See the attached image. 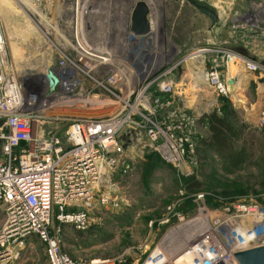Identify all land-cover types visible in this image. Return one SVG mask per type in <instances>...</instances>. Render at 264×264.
<instances>
[{"label":"built area","instance_id":"2783aa9c","mask_svg":"<svg viewBox=\"0 0 264 264\" xmlns=\"http://www.w3.org/2000/svg\"><path fill=\"white\" fill-rule=\"evenodd\" d=\"M138 1L148 8V32L140 35L130 30ZM244 1L247 10L235 18V25L264 37V0ZM76 4V0H58L57 34L51 42L53 85L44 76L33 82L18 77L6 65L0 24V205L4 214L0 264L16 259L23 240L31 237L46 247L42 264H157L161 259L162 264H238L234 253L264 244V235L258 233L260 224L264 226L262 203L240 202L214 216L199 206L195 218L204 220L206 228L170 254L159 248L161 243L143 258L125 250L111 257L83 259L61 249L57 231H51L54 210L58 222L79 231L87 229L91 217L85 207L103 181L116 171H129L127 151L134 137L148 139L161 160L182 177L191 174L196 163L195 144L185 132L191 122L174 103L173 77L185 59H176L159 2L87 0L82 21L76 20ZM89 13L93 20L85 18ZM215 52L225 54L227 66L233 56L232 63L239 62L258 82L262 80L257 126L264 132V57L256 59L235 50ZM210 63L206 82L227 97L228 76L224 78L217 57ZM203 198V193L194 195L196 202ZM241 224L250 228L252 237L237 244L235 230Z\"/></svg>","mask_w":264,"mask_h":264},{"label":"rangeland","instance_id":"374dc122","mask_svg":"<svg viewBox=\"0 0 264 264\" xmlns=\"http://www.w3.org/2000/svg\"><path fill=\"white\" fill-rule=\"evenodd\" d=\"M4 1L9 5L7 11H15L11 7L18 9L19 17L30 21L31 28L22 26L24 33L17 35L16 41L20 53L14 56L10 48V42L15 44L14 39H9L4 30L6 26L0 20L5 36V63L18 76L38 81L55 65V50L51 44L56 30L55 17H50L52 0ZM157 1L163 9L165 33L176 48V59H185L181 73L173 77L176 82L174 103L191 122L185 132L195 144L196 163L191 174L182 177L161 160L148 139L134 137L127 151L129 171H116L103 181L94 191L91 204L85 207L91 217L87 229L79 231L58 222L54 210L51 231H57L61 249L74 258H106L125 250L143 258L177 230L172 228L195 218L201 205L214 216L231 211L240 202L264 204V132L257 126L262 87L239 62L227 66L225 54L215 52L244 48L249 55L264 57V37L248 27L235 25V18L243 15L248 3L196 0L217 13L218 20L211 27L210 20L187 0ZM79 2L76 0L78 7L74 11L82 15L79 9H84L85 1L80 7ZM100 5L101 1L97 6ZM86 17L91 20V13ZM26 28L30 29L29 34ZM200 49L211 51L200 52ZM213 57H217L225 79L227 76L236 79L228 85L227 97L219 95L207 82L198 81L210 68ZM216 118L225 123L224 147L212 139L210 125ZM47 126L42 128L45 133ZM186 181L197 186L188 189ZM196 193L204 194L201 202L195 201ZM177 215H182L183 219ZM3 222L0 205V228ZM240 228L246 241L249 240L250 228L245 225ZM17 253V258L9 264H42L47 258L46 247L37 237L23 240Z\"/></svg>","mask_w":264,"mask_h":264},{"label":"bare ground","instance_id":"6f19581e","mask_svg":"<svg viewBox=\"0 0 264 264\" xmlns=\"http://www.w3.org/2000/svg\"><path fill=\"white\" fill-rule=\"evenodd\" d=\"M87 2V0H80L79 2V7L80 4ZM4 0H0V20L2 22H4L6 29L4 28V30H7L8 32V37L9 39L12 41V39H14V43L10 42V48L12 49V54L15 56L16 54H19V49L17 48V39L20 35V33H24V29L21 30L23 25H26L30 28V21L27 20H23L22 18L19 17L18 12L19 10L13 8L15 11H7V7L9 5L4 4ZM57 6H58V2H57ZM79 9V8H78ZM18 10V11H17ZM82 10L84 11V9H79V11ZM75 13L72 14V16H74ZM83 14V12H82ZM56 15V14H55ZM87 15V14H86ZM87 19V17H85ZM76 20L77 21H82V15L77 11L76 12ZM27 22V23H26ZM69 22L71 23V19L69 18ZM38 26V25H37ZM10 28V30H9ZM29 28H26V33L29 34ZM39 28V26H38ZM41 28V26H40ZM56 29V28H55ZM15 32V33H12ZM22 31V32H21ZM14 34V36H13ZM49 34V33H46ZM57 34V29L55 30V36ZM23 35V34H22ZM12 36V37H11ZM198 52V51H197ZM198 54V53H197ZM193 55V54H192ZM232 60H233V56L228 57V66L232 65ZM231 68V67H230ZM18 76V75H17ZM233 76V75H232ZM20 77V75L18 76ZM243 75L241 76V79H243ZM198 81L203 83L206 82V73H204L203 78L201 76L198 77ZM241 225H245V224H241ZM240 225V226H241ZM248 225V224H247ZM240 226H238L235 230V242L237 244H242L244 242H246V237L242 234V232L240 231ZM261 232L259 234L264 235L263 231H264V226L262 224H260ZM245 227H248L245 225ZM206 228L204 220L199 219V218H194L192 220H190L189 222L182 224L181 226H179L177 228V230L170 234H168L166 241H163V245H159V248L162 249L163 251H165L166 253L170 254V253H174L176 252L178 249H180L187 241L191 240L193 238V236H197L198 234H200L202 231H204V229ZM249 228V227H248ZM243 229V228H242ZM163 259H161L157 264H162L164 262H162Z\"/></svg>","mask_w":264,"mask_h":264},{"label":"water","instance_id":"95a60500","mask_svg":"<svg viewBox=\"0 0 264 264\" xmlns=\"http://www.w3.org/2000/svg\"><path fill=\"white\" fill-rule=\"evenodd\" d=\"M199 13L203 14L210 20L211 27L214 26L218 20L217 13L209 6L198 3L196 0H187ZM248 1V0H246ZM58 0H52V6L50 11V17L54 18L57 10ZM148 8L143 1H138L131 14L130 30L136 34H144L148 32V22L147 15ZM238 53L242 55H248L247 51L244 48L235 49ZM181 73V68L178 70ZM47 79L49 85H53V76L52 71L44 75ZM236 82L235 77H228L226 83L231 85ZM259 82H262L260 79ZM234 257L237 260L238 264H264V244L250 247L241 251L234 253Z\"/></svg>","mask_w":264,"mask_h":264},{"label":"trees","instance_id":"16d2710c","mask_svg":"<svg viewBox=\"0 0 264 264\" xmlns=\"http://www.w3.org/2000/svg\"><path fill=\"white\" fill-rule=\"evenodd\" d=\"M223 119L216 118L215 122L212 120L210 129L212 132V139L216 143H219V146H226V132H225V123L222 121ZM189 181H186V188L188 189H194L197 185H190Z\"/></svg>","mask_w":264,"mask_h":264},{"label":"crops","instance_id":"0c3cea01","mask_svg":"<svg viewBox=\"0 0 264 264\" xmlns=\"http://www.w3.org/2000/svg\"><path fill=\"white\" fill-rule=\"evenodd\" d=\"M250 56H252L251 54H250ZM253 58H256V59H259L260 57H255V56H252ZM180 74V73H179ZM176 96V95H175Z\"/></svg>","mask_w":264,"mask_h":264}]
</instances>
